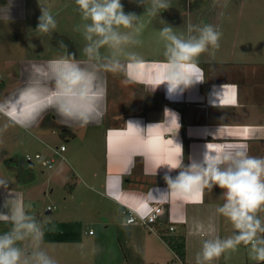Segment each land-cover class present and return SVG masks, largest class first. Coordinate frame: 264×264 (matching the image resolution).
I'll return each instance as SVG.
<instances>
[{"label":"crops","instance_id":"obj_1","mask_svg":"<svg viewBox=\"0 0 264 264\" xmlns=\"http://www.w3.org/2000/svg\"><path fill=\"white\" fill-rule=\"evenodd\" d=\"M251 1L253 3L217 7L216 13L223 19L217 26L222 36L218 49L210 47L198 58L205 78L203 83H197L182 95L171 98L163 85L153 91L154 74L158 67L144 64L161 61L137 63L117 81L115 101L106 106L109 117L103 130L105 137L101 139L104 145L103 182L95 183L98 188L104 189V192L98 190L97 193L107 197L120 209H111L113 214L105 216L106 225L96 240L103 246L111 231L115 240H123L121 260L117 259L116 264H176L177 255L160 234L161 230L166 229L163 223L169 222L171 216L182 221L172 234L184 236L185 264H195V256L205 239L214 236L222 238L224 234L233 233L231 223L217 212V207L223 203L222 189L216 186L211 192L205 189L186 195L172 191L163 195L168 191L164 175L169 169L161 165H175L178 162L180 148L173 143L172 137L182 146L184 164H188L190 158L201 160L207 148L219 153L246 146L250 155L264 157V0L259 3ZM0 6L7 7L9 4ZM215 8L211 7L212 10ZM240 21L248 29L243 36L238 35ZM233 34L237 37L233 38ZM172 113L178 118L179 125ZM129 120L138 121L141 127L150 124L156 126L149 128L146 134H140L126 126ZM39 123L42 126L46 124L44 121ZM52 123L51 132L54 127ZM14 172L25 179H21L23 184L32 181L25 182L26 176L19 172V167H15L12 160L6 162L5 167L1 164L0 180L7 181L8 189L0 188V211H6L2 205L5 199L11 197H17L25 206L21 182L13 180L16 179ZM100 172L96 170L94 178H99ZM170 174L175 176L176 171ZM125 190L134 192L131 200L137 204H140L141 198L152 200L159 197L173 201L172 205H165L166 213L155 231L141 225H126L124 216L118 224L110 223L113 215L124 210L110 193L115 195ZM60 229L73 230L75 234L79 232L81 238L77 243L83 242L84 233L90 237L97 234L93 229L92 235L84 231L78 221L63 222ZM110 258H116L114 253ZM253 263L258 262L251 260L249 254L243 257V254L234 251L210 262Z\"/></svg>","mask_w":264,"mask_h":264},{"label":"clouds","instance_id":"obj_2","mask_svg":"<svg viewBox=\"0 0 264 264\" xmlns=\"http://www.w3.org/2000/svg\"><path fill=\"white\" fill-rule=\"evenodd\" d=\"M143 6V15L125 12L121 0H75L81 23L73 29L79 32L85 44L83 58L68 51L63 40L58 41L62 54L43 62H29L20 72V83L7 95L0 96V116L9 124L26 131L52 112L68 127H85L99 122L107 103V74L124 73L128 62L141 63L142 57L132 51L143 41L139 38L145 27L144 17H156L171 7L169 0H135ZM41 6V5H40ZM6 18L9 20L6 9ZM165 23V22H164ZM57 20L45 7L35 32L54 33ZM165 23L159 30L163 42V60L154 74V90L165 86L169 98L205 81L198 65L199 56L209 48H219L222 32L212 24L187 25L186 32L177 33ZM167 111V110H166ZM176 122L178 118L172 113ZM126 126L146 134L156 125L141 127L138 121L129 120ZM175 165L167 166L164 175L172 191L191 195L209 192L216 186L223 190V203L217 212L227 219L234 231L226 238L214 236L203 241L195 256V264H210L215 259L239 246L248 248L253 261L264 262V157L250 155L246 146L222 152L207 151L199 161L183 162L182 146ZM176 171V175L170 173ZM122 180V176L120 177ZM0 188L8 189L7 181L0 180ZM118 199V197H117ZM150 206L147 198L133 210L140 219L146 218ZM0 221L11 227L0 232V264H57V260L42 247L45 226L30 214L17 197L5 199ZM120 211V209H118Z\"/></svg>","mask_w":264,"mask_h":264},{"label":"rangeland","instance_id":"obj_3","mask_svg":"<svg viewBox=\"0 0 264 264\" xmlns=\"http://www.w3.org/2000/svg\"><path fill=\"white\" fill-rule=\"evenodd\" d=\"M243 2L253 3L251 0H169L171 7L160 15L144 17L145 27L139 37L143 43L133 46L131 50L138 53L143 61H162L164 47L158 33L165 23L173 26L177 33L186 32L189 23L212 24L217 27L219 22L223 21L216 13L218 6L226 7ZM259 2L260 0L254 1ZM7 3V7L0 6V96L7 95L19 86L20 72L27 63L59 57L62 50L58 48V41L63 40L69 52L75 53L77 58H83L81 49L85 41L79 32L73 30L81 23L75 0H0V5L5 6ZM121 3L126 13L143 15L145 11L143 6H137L135 0H121ZM40 5L47 8L57 20V28L53 34L35 32L41 14ZM212 6L217 9L212 10ZM6 9L9 20L6 18ZM239 24L238 35L243 36L248 29L244 22L240 21ZM234 37L237 36L233 34ZM136 64L128 62L125 71L132 69ZM124 76L125 72L107 74L106 106L115 101L117 81ZM147 89L149 90L148 87ZM108 117L105 109L99 122L85 127H68L54 113L49 112L42 120L46 122L44 126L39 123L26 131L11 124L5 127L9 122L6 117L0 116V166L2 164V167H5L6 162L12 160L15 167H19V172L26 176L25 182L32 180L23 184L21 179L24 178L14 172L17 180H13L21 182L27 211L45 226L42 247L57 260V264H116L117 259L121 260L124 242L122 239L115 240L112 231L103 241V246L96 242L100 230L106 225L105 216L113 214L111 209L117 211L119 208L107 197L98 194V190L104 192V189L95 184L103 182L104 145L101 139L105 137L103 130ZM50 123L54 125L52 132ZM60 145L68 147L64 152L66 161L58 159L53 169L41 168L38 162L34 167L26 163V154H48V146ZM96 170H101L99 178L93 176ZM49 206L53 208L50 212L47 210ZM123 216L125 217L122 212H117L116 216H112L110 223L118 224ZM73 221L80 222L84 231L93 229L97 232L96 236L90 237L84 233L82 243L57 242L55 238L62 223ZM10 227V224L0 223V232L7 231ZM204 234L206 236V233ZM228 236L229 234H224L222 238ZM234 252L243 254V257L249 254L244 245ZM113 253L115 259L110 258Z\"/></svg>","mask_w":264,"mask_h":264},{"label":"built area","instance_id":"obj_4","mask_svg":"<svg viewBox=\"0 0 264 264\" xmlns=\"http://www.w3.org/2000/svg\"><path fill=\"white\" fill-rule=\"evenodd\" d=\"M159 62H149L145 63V66H152V67H158ZM50 152L48 154H42V153H35L34 156L30 154H26L25 160L26 163H28L31 167L35 166V163L38 162L40 164L41 168L51 170L54 168L55 163L58 159L66 161V158L64 156V152H66V146L60 145L56 147L48 146ZM168 190V186H166ZM153 190V188H152ZM151 190V191H152ZM107 195H109L107 193ZM111 197L114 198L118 203L122 204L124 207L123 214L125 215V224L126 225H141L143 227L149 228L152 231L156 230V225H158L162 219V216L164 213H166L165 205L170 204L172 205L173 201H166L164 199H161L159 197H155L150 201V206L148 208V211L146 213V218L140 219L138 216L134 214L135 209H137L140 204H137L138 202H132L131 198L134 195L133 191H122L117 194L110 193ZM118 197V199H117ZM193 200V199H192ZM48 211L53 210L52 207L47 208ZM182 223L180 219H172V216L169 219V232L173 233L176 229V225ZM90 235L94 233L92 229L88 231ZM177 261L181 263V261L177 257ZM182 264V263H181Z\"/></svg>","mask_w":264,"mask_h":264},{"label":"trees","instance_id":"obj_5","mask_svg":"<svg viewBox=\"0 0 264 264\" xmlns=\"http://www.w3.org/2000/svg\"><path fill=\"white\" fill-rule=\"evenodd\" d=\"M178 18L179 12H177ZM2 224H9L7 222H2ZM68 225V224H67ZM164 225V226H163ZM163 227H166V229L163 231H160L161 236L163 237L164 241L167 243V245L171 248V250L177 255L178 259L181 261V263H184L185 260V242H184V236H176L173 235L171 232H169V224L163 223ZM59 234L56 236L57 242H77L80 240L81 235L79 232L77 234L74 233V231H68V230H62L58 232ZM253 264H264V262H258Z\"/></svg>","mask_w":264,"mask_h":264}]
</instances>
